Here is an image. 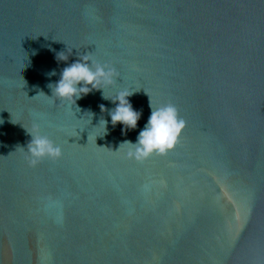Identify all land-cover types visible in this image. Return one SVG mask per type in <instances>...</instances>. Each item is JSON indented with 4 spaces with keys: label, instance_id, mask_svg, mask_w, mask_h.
<instances>
[{
    "label": "water",
    "instance_id": "95a60500",
    "mask_svg": "<svg viewBox=\"0 0 264 264\" xmlns=\"http://www.w3.org/2000/svg\"><path fill=\"white\" fill-rule=\"evenodd\" d=\"M85 53L116 75L68 107ZM164 104L173 147L127 157ZM34 124L61 155L29 166ZM0 264H264V0H0Z\"/></svg>",
    "mask_w": 264,
    "mask_h": 264
},
{
    "label": "clouds",
    "instance_id": "9594fccd",
    "mask_svg": "<svg viewBox=\"0 0 264 264\" xmlns=\"http://www.w3.org/2000/svg\"><path fill=\"white\" fill-rule=\"evenodd\" d=\"M57 58L67 60V56L62 55V52L57 53ZM52 74H54V71L49 73V75ZM115 75V69L109 64L94 61L85 53L79 55V59L63 67L60 78L55 83H49L50 96H54L58 101L65 102L68 107H72L75 100L79 99L82 94H87L94 89L103 90L101 86L111 84ZM130 94L127 91H120L114 97L109 98L116 102L115 107L109 110L110 122L113 125L119 122L129 129L136 127L140 112L132 108L127 99ZM99 107L103 112L105 106L101 104ZM99 122H101V119ZM108 122L102 118L104 132L107 131L106 124ZM183 126L184 121L178 118L174 105L164 104L155 109L151 107L150 115L143 128L138 132L135 142L129 140L122 142L131 145L126 156L141 160L153 152L163 154L167 149L173 147ZM26 131L30 134L31 139L27 142L26 147L22 148L25 151V158L29 166L35 165L44 157L51 159L58 158L61 155L60 146L55 144L47 135L42 134L38 125L34 124L30 131Z\"/></svg>",
    "mask_w": 264,
    "mask_h": 264
}]
</instances>
